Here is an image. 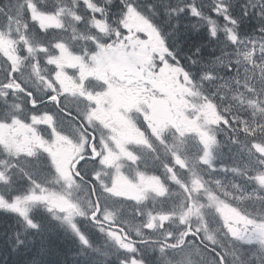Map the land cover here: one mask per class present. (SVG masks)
I'll return each instance as SVG.
<instances>
[{
  "label": "snow or ice",
  "instance_id": "obj_1",
  "mask_svg": "<svg viewBox=\"0 0 264 264\" xmlns=\"http://www.w3.org/2000/svg\"><path fill=\"white\" fill-rule=\"evenodd\" d=\"M81 2L90 13H93L92 20L95 21V25H99L101 21L97 19V14L103 15L104 9L95 5L93 0H81ZM119 3L127 10L128 15L139 14L133 4L125 3V0H119ZM260 7L264 8V0H261ZM180 11L183 12L184 9ZM62 15L63 10L51 14L40 11L36 0L0 2V18L4 22L3 27L0 28V37L8 40L13 52L12 57L0 53L10 65L7 82L0 85L8 89V91H0V97H3L4 101L0 105V156L11 160L8 172L16 169L21 174V180L13 186L11 176L0 171V186H9L7 195L0 190V213L22 219L33 231L40 230V224L31 215L32 209L37 206H46L48 213L57 211L66 213L64 220L69 226L73 239L78 242L81 249H89L97 255H103L104 259L100 264H109L113 258L116 264H149L141 251V246L148 247L151 255L156 257L152 264H185L186 260L187 264H196L191 256L195 254L203 260L202 253L209 255L213 264H251L252 260L257 261V264H264V143L255 139L258 133L264 135V123L249 128L242 119L239 122L241 127L238 130L253 138L250 146H245L241 150L254 155L258 166L256 168L248 166L247 172H242L237 167L229 168L216 164L215 151L222 145L218 136L212 132V126L217 128L223 126L235 133L237 129L233 125L237 124V118L229 119L225 115L218 114L216 120H205L201 124L199 121L203 116V108L198 109L196 105H189L188 111L199 114L189 117L186 112H180L178 118L171 122L173 137L177 141L183 142L186 136L195 137L199 152L195 165L191 163V157L186 158V154L181 155L180 151L172 150V146L163 135L167 126L157 129L147 116L144 117L142 124L136 125L140 136L143 137L142 142L129 140L125 144L116 136L110 135L105 138L103 134L97 135L96 125L91 116L81 114L79 110L74 113L71 110L61 109L63 115L73 121L75 133L73 137L58 126L55 114L40 111L41 101L37 98V90L26 87L18 78L24 61L31 56L34 60L33 69L47 91V98L43 103L60 107L65 91H61L57 84L53 83L54 80L59 83L55 72L52 73L51 78L41 75V59L35 53L44 54V63L47 65H57L59 61L48 55L47 46L38 45L33 48L27 33L33 31V28L45 34L52 29H63V21L59 18ZM258 15L264 17V12ZM72 17L77 23L83 22L84 19L76 13H72ZM225 19H230L232 24H238L235 19L227 17ZM13 21L17 25L23 24L24 34H19L20 30L16 28L18 41L10 39ZM103 23L105 28L102 31L106 32V19ZM258 31L264 33V27H259ZM228 32V39L236 45L238 36L232 33L231 29H228ZM115 35L118 38L121 33L117 31ZM211 35L213 38L217 36L215 28L211 30ZM91 39L94 45L99 44L95 37ZM259 40L261 48L264 49V37ZM250 43L255 45L257 42ZM18 44H23L24 47L18 49ZM52 48L61 53L66 51L62 42L53 44ZM170 54L174 56V53L170 52ZM254 56L255 51L248 57L250 63L254 62ZM95 58L93 56V59ZM192 63L195 65L196 61ZM239 71L238 62H231L225 66V72L229 77ZM185 75L191 81V73L185 72ZM201 79L202 81L223 80L225 76H218L209 71L204 73ZM247 90L256 91L253 87H248ZM17 92L22 93L27 100L29 109L26 113L20 104L8 103L10 94L15 95ZM189 94L198 95L192 92ZM204 99L208 106L215 107L213 100L207 96ZM216 110L219 113V109ZM229 139L234 145L240 144L236 136ZM157 144L168 150V159L162 163L159 170L154 167L155 162L160 159ZM137 149H146L152 154L151 160H146ZM40 157H46L48 161L50 171L45 173V176H51V180L37 179L34 172L21 167V161L38 162ZM197 166L203 168L207 176L197 175L195 170ZM217 172L226 175L231 172L243 176L246 183L243 187L234 183L236 193H229L221 186L222 181L219 178L209 179ZM213 183L217 186L215 190L211 188ZM50 185L62 186L63 190L60 191ZM249 185L253 186L251 190L248 188ZM73 189H83L86 192V210L78 201L71 199ZM170 191L173 194H182L183 206L186 208L184 215L180 217L183 228L179 232L169 231L165 227L175 218L174 212L153 214L152 210L148 209V221L146 223L138 221L142 224L143 232L139 228L133 231L127 221L116 222L115 214L109 210L107 204V200L111 199L119 202L121 208L125 204L131 205L129 215L134 214L139 218L144 216L140 205L146 204L150 194L166 199ZM243 200H255L260 204L253 212L242 210L231 203V201ZM205 207L212 209L213 215L219 221L218 226L223 228L225 237L230 238L227 247L223 243H218L214 236L209 234L207 216L202 211ZM226 210L231 215H227ZM191 216H198L201 223L193 227L188 222ZM53 219L59 220L60 217L54 215ZM157 220L161 221L158 226ZM90 226H94L97 233L115 243L117 246L115 256L107 252L102 253L99 247L94 246L90 235L85 231ZM157 227L160 231V239L151 237L138 239L145 232H156ZM16 235L18 242L22 244L23 241L19 240L20 233ZM256 244L261 247L252 251L245 259L246 250L252 249Z\"/></svg>",
  "mask_w": 264,
  "mask_h": 264
},
{
  "label": "flooded vegetation",
  "instance_id": "obj_2",
  "mask_svg": "<svg viewBox=\"0 0 264 264\" xmlns=\"http://www.w3.org/2000/svg\"><path fill=\"white\" fill-rule=\"evenodd\" d=\"M31 33H33V31H31ZM62 43L64 47H66V43ZM18 46L20 48L24 47L23 44H18ZM76 46H78V48H76ZM0 50L10 57L13 56L12 46L3 50V44L0 42ZM63 54L66 55L67 58L60 70L62 75L47 67V64L44 63V56H38L41 59V75L51 78L52 73L55 72L59 83H57L56 80H54L53 83H56L61 91H65V95L62 97V104L59 108L55 104L43 103L47 98V91L45 90L43 82L39 81L33 69L34 60L31 56L24 61L21 67V74L18 76L26 87L37 90V98L41 101L40 111H48L55 114L58 126L63 131L75 137L73 121L71 118L65 117L61 109L71 110L74 113L79 110L81 114H87L92 117L96 125L97 135L103 134L105 138L110 135L116 136L121 143L125 144L129 140L142 142L143 137L140 136L136 125L142 124L144 117L147 116L157 129L167 126L163 135L168 140L169 145L172 146V150L180 151L181 155L186 154V158L191 157V163L193 165L196 164V157L199 152L195 137L186 136L183 142L177 141L173 137L174 130L171 127V122L177 119L179 113L183 111L179 106L180 103L175 100V96L171 94L166 95L167 91L164 89V83L162 82L163 77L157 70V66L151 64L150 59L145 56L139 58L132 57L131 63L128 64L127 68L123 67L121 73L116 72L117 76H112L110 74V69H107V75L105 72L96 73L91 67L92 64H88V67L82 66L80 41L76 42L75 40L74 47L71 50H66ZM21 55H24V53H21ZM107 61L109 65L116 64L113 55H111ZM9 66L8 61L0 54V85L7 82ZM45 69H47V71H45ZM0 91H8V89L1 87ZM157 100H159L161 104H169L168 113L157 115ZM3 102V97H0V105H2ZM8 103L20 104L24 108L25 113L29 109L26 98L19 92H17L13 98L10 96ZM23 114L24 113H21V115ZM165 121H170V123ZM105 125L108 127H105ZM156 148L160 155V159L155 162L154 167L159 170L162 163L168 159V150L158 144ZM137 151H139L141 155H144L146 160H151L152 154L148 153L146 149H137ZM21 165L24 166L26 170L33 169L32 171H34V169H36L43 174L50 171L48 166H46L48 165L46 157H40L38 162L35 160L22 162ZM195 170L197 175H204L205 173L204 169L198 166ZM13 171L17 172L16 170ZM5 172L6 174L10 173L8 171ZM105 179H107V177H105ZM185 179H187V177H185ZM20 180H18L17 175H15L12 180L13 186ZM6 187L9 186H0V189ZM53 187L62 189V186ZM168 199L169 202L166 208L175 213V218L171 221H173L174 225H177L180 223L181 212H179V209L184 207L182 194H173L170 191ZM205 203L207 204V202ZM107 204L109 210L115 214L116 222L127 221L129 228L133 231L139 228L143 232L142 224L138 221H143L144 223L148 221V209H151L153 214L162 212V199L151 194L146 204L140 205V209L144 212V216L139 218L134 214L129 215V207H132L131 205L125 204L123 208H121L119 202H114L111 199L107 200ZM226 214L231 215L227 210ZM199 221L200 218L198 216H191L188 220L193 227L197 226ZM160 223L161 221H156L157 226ZM109 227L111 226L109 225ZM158 232H160L159 228ZM149 237L158 239L157 231L151 233L145 232L144 235L138 239H147ZM260 247L261 245L259 244L254 245L253 251L258 250ZM254 262L257 264V261L254 260Z\"/></svg>",
  "mask_w": 264,
  "mask_h": 264
},
{
  "label": "trees",
  "instance_id": "obj_3",
  "mask_svg": "<svg viewBox=\"0 0 264 264\" xmlns=\"http://www.w3.org/2000/svg\"><path fill=\"white\" fill-rule=\"evenodd\" d=\"M234 1L238 4V7ZM115 3H118V1H112L111 5ZM194 5L204 14L215 7L216 0H195ZM246 5L247 0H229L227 2V6L239 12L240 19L245 21L242 24H245L247 28L257 30L259 27H263L264 25H260L253 18L252 20L247 19L245 12H243ZM182 16L186 15L168 17L163 22L167 27H171L172 34H175V31L178 30L181 36V45L185 49L194 50V54H196L201 48L206 55L207 45L213 47L209 39H207L209 37L204 34L199 36V31H195L194 26L189 27L188 25L184 27L186 24L184 20L177 22L176 20L181 19ZM185 54L187 55L186 52ZM65 214L62 212H58V214L56 212L48 213L46 206H37V208L32 209L31 215L40 224V230L33 231L28 228L22 219L0 213V264H60L62 261L72 262L74 260H79L81 264H94L91 259H87L86 255L77 252L76 245L78 243L73 239L72 234L68 235L67 227L63 222ZM54 215L59 216L60 219H53ZM5 216L6 218L2 219ZM11 229H15L12 230L14 231L13 233H10ZM18 232L20 233L19 240L23 241L22 244L18 242L16 235ZM69 256L73 260L67 259ZM89 257L91 256L89 255Z\"/></svg>",
  "mask_w": 264,
  "mask_h": 264
},
{
  "label": "rangeland",
  "instance_id": "obj_4",
  "mask_svg": "<svg viewBox=\"0 0 264 264\" xmlns=\"http://www.w3.org/2000/svg\"><path fill=\"white\" fill-rule=\"evenodd\" d=\"M195 1V0H194ZM191 4H193L192 2H190V0H185L184 2H183V6L184 7H186V8H190V5ZM85 24H82V27L84 26ZM83 33H86V31L83 29ZM88 34V33H87ZM89 35V34H88ZM201 35V33H199V36ZM198 37V36H197ZM198 39H199V37H198ZM239 43H242V48L241 47H239V46H236V49H239V50H246L247 48H248V45H249V42L248 41H244V40H242L241 42H239ZM214 48H212L211 46H209V45H207V54H212L213 52H214ZM239 58H240V54H236L235 55V60L236 61H238L239 60ZM162 72V71H161ZM163 73V72H162ZM257 93H258V95H259V97H261V98H264V93H263V91H262V89H258L257 90ZM11 232L10 233H13L14 231H12V230H10ZM60 247V246H59ZM67 259H71V260H73V258H71L70 256H69V258H67ZM67 263H70V264H81V262L79 261V260H74V261H72V262H64V261H62V262H60V264H67Z\"/></svg>",
  "mask_w": 264,
  "mask_h": 264
},
{
  "label": "bare ground",
  "instance_id": "obj_5",
  "mask_svg": "<svg viewBox=\"0 0 264 264\" xmlns=\"http://www.w3.org/2000/svg\"><path fill=\"white\" fill-rule=\"evenodd\" d=\"M51 232H52V231H51ZM53 233H54V232H53ZM54 234H55V233H54ZM54 234H53V235H54ZM58 234H59V233H58ZM55 235H56V234H55ZM56 240H57V239H56Z\"/></svg>",
  "mask_w": 264,
  "mask_h": 264
}]
</instances>
